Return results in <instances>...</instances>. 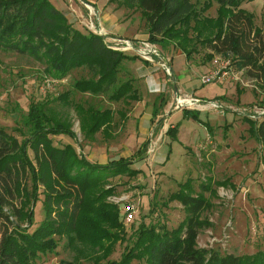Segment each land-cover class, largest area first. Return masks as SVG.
<instances>
[{"label": "trees", "instance_id": "obj_1", "mask_svg": "<svg viewBox=\"0 0 264 264\" xmlns=\"http://www.w3.org/2000/svg\"><path fill=\"white\" fill-rule=\"evenodd\" d=\"M123 1L139 7L149 28L150 41L163 48L173 44L191 59L196 41L190 35L196 32L197 40L212 53H232L239 67L264 88V29L255 27L254 15L240 8L245 0H204L202 4L192 0ZM214 3L219 5L217 16L210 18L206 11ZM0 48L28 54L46 63V72L54 79H63L79 68L87 69L91 77L74 83L77 92L104 95L113 102L141 98L136 79L125 68L127 60H136L138 56L115 50L103 36L76 28L51 0H0ZM123 73L126 77H122ZM69 92L56 100L69 105ZM73 106L81 128L89 136L99 131L110 134L114 125L112 108H86L81 102ZM183 111L186 117L199 119V111ZM153 114L157 115L155 110ZM26 124L29 135L24 141L0 127V264H39L40 255L58 248L56 237H66L70 246L80 240L98 248L103 253L93 259V264H129L133 259L144 264H264V248L254 254L223 255L200 247V230L210 225L201 219L209 201L201 192L194 195L183 189L173 198L186 208L184 221L172 229L141 223L133 245L122 259L107 260L113 243L121 237L123 224L118 205L107 200L114 189L106 185L119 174H137L136 169L123 157L107 164L93 163L72 144L55 146L51 135H73L72 126L46 103H32ZM206 126L211 132L209 123ZM252 127L264 146V118ZM166 133L174 138L177 126H170ZM29 149L36 164L29 156ZM40 187H43L45 217L30 233L22 230L19 223L15 224L12 216L18 221L27 218L33 224V209L25 212L23 208L39 200ZM207 188L201 185L202 191ZM20 197L26 200L18 207L14 201ZM59 264L84 263L76 259Z\"/></svg>", "mask_w": 264, "mask_h": 264}, {"label": "rangeland", "instance_id": "obj_2", "mask_svg": "<svg viewBox=\"0 0 264 264\" xmlns=\"http://www.w3.org/2000/svg\"><path fill=\"white\" fill-rule=\"evenodd\" d=\"M108 1L116 6L115 10L122 14L124 21L130 22L131 29L138 32L139 36L148 37L149 28L137 5L129 6L123 0ZM192 1H200L202 4L204 0ZM218 6L214 3L213 7L206 11V16L215 18ZM240 8L254 15L255 27L264 29V0H245ZM190 36H194L193 40L196 41L191 60L201 64L210 62L214 70L217 64L213 60L219 57L221 63L219 74L226 72L224 84H221V81L201 83L200 93L206 95L205 98H201L202 100L223 98L239 109L264 105L262 83L247 75L245 69L236 63L232 53L214 54L197 40L196 32H192ZM156 44L162 47L159 43ZM172 46L173 44H170L162 48L170 51ZM210 55H213L212 59L209 58ZM175 63L179 64V61L175 60ZM126 65L127 61L125 68ZM46 66V63L28 54L8 52L0 48V127L5 128L20 141H24L29 135L26 121L32 103H46L72 126L73 135L68 133L51 135L55 146L64 147L66 144H72L84 157L83 151L89 155L90 152L103 153L106 145L117 148L118 153L111 155L115 158H120L119 152L129 151L128 154H123L124 159L131 168L136 169L137 174L129 175L128 172L119 174L110 178L106 185V188L114 189L107 200L118 205L123 224V231L119 233L121 237L113 243L111 255L106 258L107 260L122 259L133 245L141 223L172 229L184 221L187 216L186 208L178 199L173 198L180 189L194 195L201 192L209 201V206L201 213V219L210 225L200 230L198 236L200 247L217 250L223 255L254 254L264 248V146L255 136L252 127L253 123L255 126L258 122L231 111L219 117L212 109L200 112L197 120L186 117L183 109L170 106L169 111L176 110L170 120V124L177 126L176 136L173 138L166 133L165 137L164 124L161 121L153 125L155 119L151 124L149 120H144V126L152 129H149L150 134L141 140L139 136L135 137L132 129L133 136L130 135L126 123L127 115L136 101L113 102L104 95L77 92L74 83L78 79L91 77L87 69L79 68L63 79H54L46 72ZM162 71L165 74L163 69ZM122 77H126V74L123 73ZM67 91H70L69 105L56 100ZM75 102L85 104L86 108L89 106L99 109L112 108L117 118L109 130L110 134L106 133L107 131H99L89 136L87 130L81 128L80 117L73 106ZM156 113L158 115V111ZM207 114L211 121L207 120ZM157 115L154 118H157ZM249 120L253 123L251 124ZM206 123L211 127L213 123L218 130L217 134H211L212 137L216 135L213 143L208 142L209 129ZM132 128L134 129V125ZM162 136L165 137L164 140ZM152 143L156 145L154 151L149 154L148 150ZM197 144H200L198 148ZM159 151L165 152V156L161 159L162 163L159 161L154 163L153 159L157 157ZM28 153L36 164L33 151L29 149ZM202 184L208 186L207 190H201ZM29 189L30 191L32 189L30 179ZM38 195L39 200L35 204L30 202L23 208L25 212L33 209L32 225L27 218L19 222L12 216L15 224L19 223L22 230L30 233L45 217L43 187H40ZM120 198H123V201L119 200ZM25 200L20 197L14 202L21 207ZM127 204L134 208V219L131 222L126 219L123 212V207ZM6 210L11 211L8 207ZM56 238L59 242L58 248L53 253L40 255L39 264H59L76 259L80 263L93 264V259L103 253L80 240H77L74 246H70L66 237ZM129 264L144 262L133 259Z\"/></svg>", "mask_w": 264, "mask_h": 264}, {"label": "crops", "instance_id": "obj_3", "mask_svg": "<svg viewBox=\"0 0 264 264\" xmlns=\"http://www.w3.org/2000/svg\"><path fill=\"white\" fill-rule=\"evenodd\" d=\"M51 2L59 10L63 11L66 14L68 19L76 28L82 31H87L84 23L86 20V16H88V9L80 0H51ZM87 2H89L91 6L97 11V13L101 15L104 29L108 34L129 38H148L147 36L145 37V35L139 36L138 32L131 29L129 26L130 22L124 21L125 19L122 17V14H120L118 10H115L116 6L113 3H108V0H88ZM164 52L168 57L171 58V66L173 70L172 77H168L166 73L164 74L162 68H160L159 66L152 65L151 63H148L139 57L136 60H127L126 68L136 79V85L139 89L141 98L139 101H136V103L132 107L131 112L127 115L128 118L126 123H128L130 135L133 136L132 132L134 131L135 137L139 136V139L141 140L143 138H146L147 135L150 134V127L144 126V120H149L151 124L152 120L155 119L153 125H156L157 122L161 121L164 124L163 131L165 132L164 134L166 137L167 129L170 126H173V124H170V120L172 119L171 117L173 113L176 112V110L169 111V108L173 102V98L177 90H181V92H189L199 99L206 97L205 94L200 93L201 91L199 87L202 85L201 77L212 70L213 67L211 63L209 62L201 64L191 59H187L185 53L180 48L175 46H172V49L170 51L164 50ZM175 60H178L179 64H176ZM215 70L216 69L212 70L211 72L214 73ZM225 80V75L220 76L218 79V81H221V84H224ZM220 101H223V103H228L223 98H221ZM154 110L158 111L157 118H154ZM197 111L201 113L206 111L208 112V110ZM214 114L221 117V115L217 112H214ZM207 117V120L211 121L208 114ZM116 118L117 115L115 114V122ZM133 125L134 129L132 128ZM212 125V131L207 133V139L209 143H213V138L215 139L216 137V135L212 137L211 134L218 133L215 125L213 123ZM131 129L133 131H131ZM165 137L162 136V140H164ZM161 144L159 145V148L161 147ZM106 146V150L103 153L99 151L95 152L94 154H91L90 152V155L85 151H83V153L90 162L107 164L112 160H117L121 157L124 158L125 155L123 154H128L129 152L128 150L119 152L121 153V156H119L120 158H115L111 155H115L118 153L116 150L117 148L115 149L114 147H111V145L110 147L108 145ZM198 146H200V144H197V148ZM163 156H165V152L159 151L157 157H154L153 159L154 163L158 161L159 163H162L161 159L163 158Z\"/></svg>", "mask_w": 264, "mask_h": 264}, {"label": "built area", "instance_id": "obj_4", "mask_svg": "<svg viewBox=\"0 0 264 264\" xmlns=\"http://www.w3.org/2000/svg\"><path fill=\"white\" fill-rule=\"evenodd\" d=\"M84 6L88 9V16L86 17L84 26L88 31H91L95 34L103 36L105 38V42L113 49L124 52L126 54L136 55L142 60L151 63L152 65H157L162 68L168 77L173 76V70L171 66V58L168 57L162 47H160L155 42L150 41L148 38L140 39V38H129L124 36L118 35H110L104 29L102 23V17L97 11L91 6V4L87 1L80 0ZM216 65V70L214 73H209L203 75L201 77V83H211L213 81H218L219 77L224 74L220 75V58L216 57L214 59ZM222 66V65H221ZM172 107L176 109H191V110H214L218 114L224 116L226 112H235L237 114L245 115L246 117L255 120L256 122L261 121L264 118V105L259 106L255 105L253 107H245L243 109L236 108L233 104L223 103L220 100H202L194 95L181 92V90H177L173 102L171 104ZM156 145L152 143L149 147L148 153L154 151ZM119 200L123 201V198ZM133 206L127 204L123 207V212L126 215V219L131 222L134 219L133 216Z\"/></svg>", "mask_w": 264, "mask_h": 264}]
</instances>
